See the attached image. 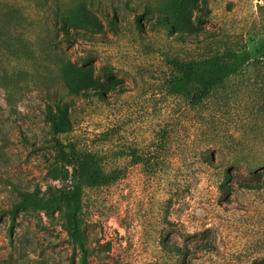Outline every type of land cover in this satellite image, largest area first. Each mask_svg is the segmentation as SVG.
<instances>
[{
  "label": "rangeland",
  "instance_id": "rangeland-1",
  "mask_svg": "<svg viewBox=\"0 0 264 264\" xmlns=\"http://www.w3.org/2000/svg\"><path fill=\"white\" fill-rule=\"evenodd\" d=\"M170 2L0 0V264H80L65 213L29 208L12 222L6 211L21 200L15 188L36 199L72 190L71 144L124 169L83 191L87 264H264V0H198L185 42L150 24L146 8ZM59 12L96 28L65 36ZM238 47L260 68L199 110L167 93L170 59ZM58 105L72 131L47 121Z\"/></svg>",
  "mask_w": 264,
  "mask_h": 264
},
{
  "label": "trees",
  "instance_id": "trees-1",
  "mask_svg": "<svg viewBox=\"0 0 264 264\" xmlns=\"http://www.w3.org/2000/svg\"><path fill=\"white\" fill-rule=\"evenodd\" d=\"M87 9L88 4L81 1L76 11H86ZM195 11L199 12V16H201L203 10L198 6V0H171L170 4L163 8L151 6L146 8V13L152 16L151 19L153 18L150 20L152 26L163 27L170 35L178 36L182 42L186 41L184 35L194 30L193 20L200 18L195 16ZM70 16L71 14L68 15L65 12H59L55 16V23L60 24V29L65 36L78 34L81 30L90 31L96 28L94 19L80 22L72 21ZM135 19L137 26L141 27L143 15H138ZM107 20L110 25L117 24L116 17L107 18ZM259 65V60H251L246 47L228 48L224 51L219 48H211L210 53L206 56L189 59L173 58L169 60L170 73L167 93L174 98L181 99L190 109L199 110L207 100L217 94L228 81L238 76L245 68L253 66L259 69ZM71 81L76 86H80L77 76H73ZM112 84L114 83L112 82L108 87L110 90L123 91L122 86L118 88ZM89 95L87 94V96ZM92 96H95L97 101H106L103 90H96ZM47 121L55 132L63 133L73 130L66 106L58 105L57 112H49ZM68 147L70 150L67 153V158L68 165L72 169V190L65 192L59 189L56 190L54 196L48 199H36L30 192L15 188L21 196V200L13 202L6 211L10 214L9 218L12 222L18 217L20 211H26L29 208L45 212L58 210L65 213L69 235L82 251L80 264H87V251L83 244L84 236L76 218L83 191L85 188H102L115 184L124 176V169L121 167L108 169L101 152L83 149L74 144ZM127 152L124 149L119 150L115 154L116 159H125L128 156Z\"/></svg>",
  "mask_w": 264,
  "mask_h": 264
}]
</instances>
